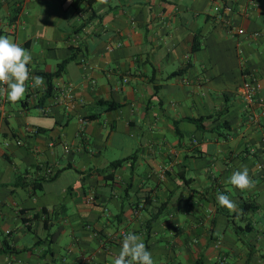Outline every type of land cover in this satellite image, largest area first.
Returning a JSON list of instances; mask_svg holds the SVG:
<instances>
[{
  "label": "crops",
  "instance_id": "crops-1",
  "mask_svg": "<svg viewBox=\"0 0 264 264\" xmlns=\"http://www.w3.org/2000/svg\"><path fill=\"white\" fill-rule=\"evenodd\" d=\"M0 35L45 81L0 97V264H113L122 232L156 264H264V0H0ZM244 166L250 191L227 183Z\"/></svg>",
  "mask_w": 264,
  "mask_h": 264
},
{
  "label": "clouds",
  "instance_id": "clouds-1",
  "mask_svg": "<svg viewBox=\"0 0 264 264\" xmlns=\"http://www.w3.org/2000/svg\"><path fill=\"white\" fill-rule=\"evenodd\" d=\"M109 0H99L107 6ZM33 62L32 52L7 35H0V97H5L9 103L15 104L25 98L27 82L32 80V87L45 86L44 78L32 75L30 65ZM227 183L240 191L252 190L256 182L244 166L233 171ZM217 203L229 211H236L238 205L229 195L218 193ZM113 264H156L151 252L147 249L140 235L128 232L124 234L118 254Z\"/></svg>",
  "mask_w": 264,
  "mask_h": 264
},
{
  "label": "built area",
  "instance_id": "built-area-1",
  "mask_svg": "<svg viewBox=\"0 0 264 264\" xmlns=\"http://www.w3.org/2000/svg\"><path fill=\"white\" fill-rule=\"evenodd\" d=\"M258 6V4H257ZM214 13L216 16V20L218 23L222 24L228 31V33L232 36L236 35H244V29L236 26L232 20L230 19V15L233 13V8L231 6H220L215 5ZM257 80L255 78H250L242 85L240 94L245 103L249 106V108L253 109L257 107L261 102L258 99L257 91L255 88ZM262 104V103H261ZM260 118H264V105L262 106L261 111L258 114L253 115V121H259ZM18 145H22V141L17 142ZM56 172L52 167L43 165L41 166V176L44 180H51L55 177ZM91 201H94V197L91 198ZM128 232H122L121 237L123 238L124 234ZM7 264H15L13 261L8 260ZM220 264H225V260L221 259Z\"/></svg>",
  "mask_w": 264,
  "mask_h": 264
},
{
  "label": "trees",
  "instance_id": "trees-1",
  "mask_svg": "<svg viewBox=\"0 0 264 264\" xmlns=\"http://www.w3.org/2000/svg\"><path fill=\"white\" fill-rule=\"evenodd\" d=\"M92 1H95V0H91V3H92ZM75 57H76V53L73 54L72 59H74ZM69 61H66V62L62 63L59 66V68H58V70L56 72L43 74L49 80V87H48V91H47L46 97L50 96L51 93H52V81L55 78H58V77L61 76L65 66L67 65V63H69ZM102 104H106V111H110V110H114V109L118 108V106L116 104H113V103H104L103 102ZM99 116L100 115H98V114L97 115H90V116L87 117V119L88 120H94V119L98 118ZM190 122L196 123V124H198V127H200L199 126L200 121H190ZM133 158H126V159H122V160H118L116 162H113L111 164L110 168L113 169V170H117V169L121 168L126 162L132 160ZM101 174H104V173L101 172ZM106 178H107V180H109V179L113 178V175H108V176L105 175V179ZM248 210H250V206L248 207L247 205L243 204L242 205L243 213L247 212Z\"/></svg>",
  "mask_w": 264,
  "mask_h": 264
}]
</instances>
